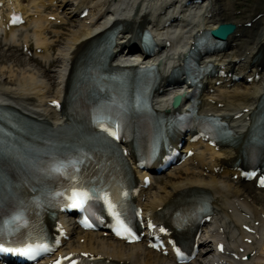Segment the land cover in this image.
I'll list each match as a JSON object with an SVG mask.
<instances>
[{"label":"bare ground","instance_id":"obj_1","mask_svg":"<svg viewBox=\"0 0 264 264\" xmlns=\"http://www.w3.org/2000/svg\"><path fill=\"white\" fill-rule=\"evenodd\" d=\"M185 1L29 0L28 4L23 5L17 0H4L7 8L13 6L24 12L26 22L23 26H31L32 39L36 44L33 57L45 63L58 62V67L54 70L57 98L64 94L72 64L88 44V40L95 37L98 29H105L112 19H117L121 26L115 38L112 62L115 60L114 63L122 65L139 61L137 58L131 59L129 53L137 50L134 32L146 27L151 30L153 37L157 40V46L162 50L155 55V58H147L153 62L156 60L162 62L163 78L180 61L177 54L190 41L189 38L193 33L208 27L215 28L220 22L234 23L237 28L226 39L225 49L205 59L211 60L216 68L222 69L225 74L214 78H204V93L200 95L199 100H201L202 110L221 115L232 124L236 133L241 134L248 125L247 121H244L247 113L245 109H253L264 90V71L261 73L262 79L259 82L254 81L249 84L246 82V78L254 76L256 72L259 73V62L262 61L261 56L264 54V0L262 4H259L262 10L246 17L238 16L233 3L228 0H198V4L190 0V4L194 3L193 5L184 4ZM70 2H72V9L68 15L75 22L68 27L61 38L59 37L60 44L56 52L51 55L49 48L53 44L49 41L50 37L46 31L57 20L60 21L57 27L61 28L69 25V22L62 20L58 13H51L54 20H49L48 15L43 13V9L54 4L65 8ZM84 8L89 9L87 17L75 20L76 11ZM259 13L262 15L256 17ZM177 15L182 18L178 19ZM0 16L1 18L4 16L2 8ZM247 21L251 22V27L244 26L243 23ZM1 28L0 20V31ZM17 29L11 27L3 31L4 38L10 39L11 46L18 44ZM50 31L55 36L59 35L56 29ZM237 33L240 34L237 35ZM27 37V35L24 36L23 42L27 43ZM38 48L40 51L37 52ZM2 55L12 57L11 53H5L3 50L0 51V59ZM254 56L257 58L253 59ZM253 60L256 62L252 63ZM6 70H8L7 75ZM46 72L37 66L29 69L17 68L16 71L13 67L6 68L2 65L0 67V105L16 107L33 118L53 120L54 125L63 123L65 120L59 118L54 109L46 104L47 101L53 100L47 99L51 90V81L44 77ZM232 75H235L237 79H232ZM237 80H243L244 84L234 83ZM217 81L222 82L217 85ZM163 82L164 80L160 82V92L156 93L155 97V105L161 109L168 108L169 94L176 92L175 90L179 88V86H166ZM201 146L196 148L192 159L195 163L192 161L191 163H194L192 166L189 162H185L175 171L167 173V179L163 184L156 186L155 190L149 193L151 184L146 191L147 194L141 192L139 201L149 215L155 214L158 209L168 213L176 199L196 191L206 192L209 200L212 201L211 225L206 224L198 239V245L205 251L199 252L196 259L188 264H214L215 259L208 255L213 253L210 242H213L217 236L224 237L227 249L231 248L239 256L238 260L233 257L228 259L218 257V264H264V218L260 216L264 210L249 197L247 189L227 179L229 176L227 161L235 157L237 150L233 147L216 150L203 143ZM203 166L210 169L209 174L203 171L205 170ZM214 166L221 169L223 174L214 173ZM236 172L237 170L230 171L231 174ZM143 195H146L144 199H142ZM251 217L261 221L260 225L252 223L255 233H247L241 227L242 224H249L248 222L252 221ZM72 232H76L75 237L72 241L65 243L63 251H89L100 260L114 264H174L169 256L162 257L153 250L143 248L140 244L127 245L120 240L104 238L103 234L97 231L80 232L74 229ZM246 236L253 238L250 244L244 240ZM240 247H243L242 252H239ZM252 251H254L253 254H250ZM246 253L250 256L244 261L240 256Z\"/></svg>","mask_w":264,"mask_h":264},{"label":"rangeland","instance_id":"obj_2","mask_svg":"<svg viewBox=\"0 0 264 264\" xmlns=\"http://www.w3.org/2000/svg\"><path fill=\"white\" fill-rule=\"evenodd\" d=\"M231 3H233L234 7L239 10L240 8L243 10L242 15H251L255 14L254 12L262 10L259 6V4H262V0H229ZM69 26V25H68ZM67 26V27H68ZM71 26V25H70ZM66 27V28H67ZM60 35H64L66 32V29H59ZM27 32L22 34V31H20L21 36L25 35ZM51 39L50 41L55 40L53 33L50 34ZM58 43V42H57ZM58 43L57 45H59ZM56 45V46H57ZM55 46V47H56ZM55 47H53V52L55 51ZM8 45L1 44L0 43V51L3 50L5 53H11L12 57H6L5 55L1 56L0 59V67L3 65L6 68L7 67H13L16 71L17 68H31L32 66H37L42 71H47L45 78L47 77L51 81V90L49 92V97H55L56 95V85L54 83V77L56 68L58 67V62L52 63L51 65H43L44 63L37 60H32L31 57L26 56L25 54H22L20 50V46L14 47L12 50L8 49ZM56 52V51H55ZM8 74V70H6V75ZM181 172V171H180ZM167 179L166 175H161L160 177H156L153 179V186L149 189V193L155 190L156 186H160V184H163V182ZM242 188H245L248 190V195L252 200H255L256 204L261 207L264 210V190H256L253 188L251 183H241L240 185Z\"/></svg>","mask_w":264,"mask_h":264},{"label":"snow or ice","instance_id":"obj_3","mask_svg":"<svg viewBox=\"0 0 264 264\" xmlns=\"http://www.w3.org/2000/svg\"><path fill=\"white\" fill-rule=\"evenodd\" d=\"M259 183L261 186H264V178H261ZM89 199H91V197L89 196L88 192H85V191L73 192L71 195L72 202L70 204V207H72V208H83L85 205V202ZM105 203L107 205L108 211L110 212V214L113 216V218L116 221V225H117L116 230H115L116 235L122 236V238L131 237V239L135 240L136 237L133 236L130 228H128L125 225V223L120 219V214L114 210L115 206L112 203L108 202L106 199H105ZM84 223H85L86 227H91V225L88 224L87 221H85ZM37 248L42 252H47L49 250L43 244L37 245ZM4 251H6V249H4L3 247H0V252H4ZM7 251L19 252L18 249L17 250H7ZM24 251H25V253H33L34 249L32 247H26ZM83 255H87V254H83ZM29 258H34V256H30ZM65 259H68V258L65 257ZM54 264H60V261L57 260L54 262ZM71 264H76V262L71 261Z\"/></svg>","mask_w":264,"mask_h":264},{"label":"water","instance_id":"obj_4","mask_svg":"<svg viewBox=\"0 0 264 264\" xmlns=\"http://www.w3.org/2000/svg\"><path fill=\"white\" fill-rule=\"evenodd\" d=\"M234 28V25H220L218 29L213 31V34L225 38L226 35ZM178 100V98L176 99Z\"/></svg>","mask_w":264,"mask_h":264}]
</instances>
